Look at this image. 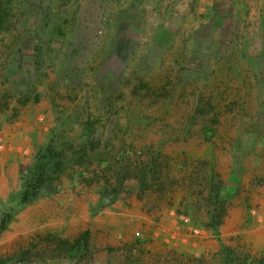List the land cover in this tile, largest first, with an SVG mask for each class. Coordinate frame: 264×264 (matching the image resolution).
I'll return each instance as SVG.
<instances>
[{
	"label": "rangeland",
	"instance_id": "rangeland-1",
	"mask_svg": "<svg viewBox=\"0 0 264 264\" xmlns=\"http://www.w3.org/2000/svg\"><path fill=\"white\" fill-rule=\"evenodd\" d=\"M0 264H264V0H13Z\"/></svg>",
	"mask_w": 264,
	"mask_h": 264
},
{
	"label": "trees",
	"instance_id": "trees-1",
	"mask_svg": "<svg viewBox=\"0 0 264 264\" xmlns=\"http://www.w3.org/2000/svg\"><path fill=\"white\" fill-rule=\"evenodd\" d=\"M12 4L13 0H0V28L7 27V24L9 23L11 17ZM86 21H88V25L97 27V16H93V18L87 17ZM134 163L135 164L129 163L123 166L119 165L115 166V168L113 167V171L115 172L114 176L119 178V182L131 175H137L141 178H145L149 169H152L156 173L158 162L157 158L154 155L149 156L147 160L140 159L139 161H136ZM51 179L52 176L51 171L48 167V163L44 161L39 162V164H37V166L33 169L30 178L27 180V187L21 198L22 203H27L33 198L37 197L40 194L42 188ZM220 188L221 187L217 188V192L221 190ZM214 205L215 210L211 211L213 213L211 225L219 226L221 225L224 217V202L219 199L218 201L214 202ZM3 223L4 227V225H6L7 223V220H4Z\"/></svg>",
	"mask_w": 264,
	"mask_h": 264
}]
</instances>
